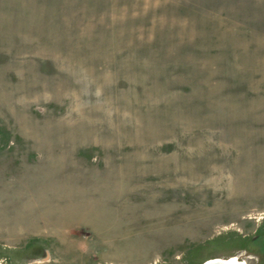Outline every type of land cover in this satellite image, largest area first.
<instances>
[{
    "label": "rangeland",
    "instance_id": "obj_1",
    "mask_svg": "<svg viewBox=\"0 0 264 264\" xmlns=\"http://www.w3.org/2000/svg\"><path fill=\"white\" fill-rule=\"evenodd\" d=\"M264 264V0H0V264Z\"/></svg>",
    "mask_w": 264,
    "mask_h": 264
},
{
    "label": "bare ground",
    "instance_id": "obj_2",
    "mask_svg": "<svg viewBox=\"0 0 264 264\" xmlns=\"http://www.w3.org/2000/svg\"><path fill=\"white\" fill-rule=\"evenodd\" d=\"M209 261L212 262L209 264H247V262H243L237 257H233L229 259H212Z\"/></svg>",
    "mask_w": 264,
    "mask_h": 264
},
{
    "label": "water",
    "instance_id": "obj_3",
    "mask_svg": "<svg viewBox=\"0 0 264 264\" xmlns=\"http://www.w3.org/2000/svg\"><path fill=\"white\" fill-rule=\"evenodd\" d=\"M209 263H212V262L208 261V262H206L205 264H209Z\"/></svg>",
    "mask_w": 264,
    "mask_h": 264
}]
</instances>
